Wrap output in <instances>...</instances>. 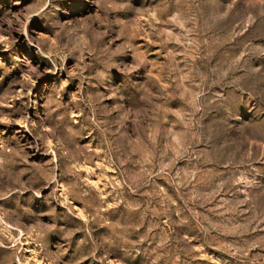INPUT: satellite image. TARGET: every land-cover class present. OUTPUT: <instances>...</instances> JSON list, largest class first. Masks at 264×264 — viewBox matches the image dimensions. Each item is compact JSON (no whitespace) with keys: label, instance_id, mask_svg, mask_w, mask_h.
I'll return each instance as SVG.
<instances>
[{"label":"rangeland","instance_id":"rangeland-1","mask_svg":"<svg viewBox=\"0 0 264 264\" xmlns=\"http://www.w3.org/2000/svg\"><path fill=\"white\" fill-rule=\"evenodd\" d=\"M0 264H264V0H0Z\"/></svg>","mask_w":264,"mask_h":264}]
</instances>
